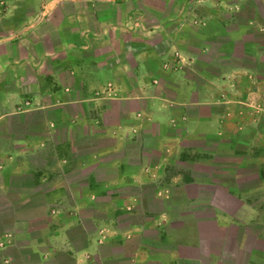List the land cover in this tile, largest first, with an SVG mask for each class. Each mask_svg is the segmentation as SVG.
<instances>
[{
  "label": "crops",
  "instance_id": "0c3cea01",
  "mask_svg": "<svg viewBox=\"0 0 264 264\" xmlns=\"http://www.w3.org/2000/svg\"><path fill=\"white\" fill-rule=\"evenodd\" d=\"M0 207L13 264H264V0H0Z\"/></svg>",
  "mask_w": 264,
  "mask_h": 264
},
{
  "label": "rangeland",
  "instance_id": "374dc122",
  "mask_svg": "<svg viewBox=\"0 0 264 264\" xmlns=\"http://www.w3.org/2000/svg\"><path fill=\"white\" fill-rule=\"evenodd\" d=\"M4 211H5L4 212L5 214L9 215L8 214L9 210L5 209ZM53 214H56V213H53ZM2 215H0V241H3L4 245L0 246V259H3V256H4L5 257L4 260L10 259V263L13 264L14 263L13 257L7 253L9 251V249L11 248V245H12V239L13 238H12V234L9 235L11 232L10 231L11 227L9 226V224H11L13 218H12V216H7V215L2 216ZM1 218H3V219H1ZM5 241H6V243H5Z\"/></svg>",
  "mask_w": 264,
  "mask_h": 264
},
{
  "label": "built area",
  "instance_id": "2783aa9c",
  "mask_svg": "<svg viewBox=\"0 0 264 264\" xmlns=\"http://www.w3.org/2000/svg\"><path fill=\"white\" fill-rule=\"evenodd\" d=\"M27 104H29V103H27ZM52 212L53 213H57V210L56 209H54V210H52ZM9 235H11V234H9ZM5 243H6V241H5ZM4 245V242L3 241H0V246H3ZM6 263H10V260H6Z\"/></svg>",
  "mask_w": 264,
  "mask_h": 264
}]
</instances>
